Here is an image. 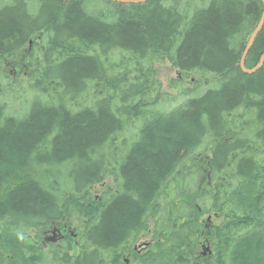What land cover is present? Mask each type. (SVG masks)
Segmentation results:
<instances>
[{"label": "trees", "instance_id": "1", "mask_svg": "<svg viewBox=\"0 0 264 264\" xmlns=\"http://www.w3.org/2000/svg\"><path fill=\"white\" fill-rule=\"evenodd\" d=\"M262 8L0 0V264H264Z\"/></svg>", "mask_w": 264, "mask_h": 264}, {"label": "rangeland", "instance_id": "2", "mask_svg": "<svg viewBox=\"0 0 264 264\" xmlns=\"http://www.w3.org/2000/svg\"><path fill=\"white\" fill-rule=\"evenodd\" d=\"M95 4L96 5H100V6H102L103 5V2H101V1H96L95 2ZM155 71H156V76H157V78L160 80V82L162 83V90L164 91V92H169V93H174L175 95H176V93L177 94H180L181 92H180V89H176V90H174V89H172L171 87H170V85H171V80L172 79H175V78H177L178 77V71L174 68V67H172V65H170V63H168V62H164V63H159V64H157L156 66H155ZM5 74H14L13 72H11L10 70H7L6 71V73ZM22 76L24 77V76H26V74L24 73V74H22ZM20 79H22V78H20ZM184 84H185V87H184V89L186 88V86H189V83H190V80L189 79H184ZM101 185H97L96 187H95V190L94 191H96L98 194H100L101 193ZM212 221H214V218H211V221H210V224H211V222ZM216 222H219L220 223V221H221V219H216L215 220ZM206 222H209V220H208V217H206ZM207 226H208V224H206ZM80 226V225H79ZM209 228V227H208ZM79 230V229H78ZM34 234V231H32L31 232V235L30 236H32ZM148 239H149V237L148 238H145V239H143V242L144 243H148ZM31 242H33L34 243V240H32L31 238H28L27 239V244H30ZM206 242H208V241H206ZM205 242V243H206ZM209 245V244H208ZM206 247H208V246H206ZM141 248V247H140ZM139 248V249H140ZM73 254H77L78 253V249H74L73 250V252H72ZM127 258H128V256H127ZM132 258H133V256H132ZM132 258H131V260H132Z\"/></svg>", "mask_w": 264, "mask_h": 264}, {"label": "water", "instance_id": "3", "mask_svg": "<svg viewBox=\"0 0 264 264\" xmlns=\"http://www.w3.org/2000/svg\"><path fill=\"white\" fill-rule=\"evenodd\" d=\"M44 1H62V2H67V1H72V0H44ZM106 1H111V2H115L118 4H122V5H131V4H142L145 3L147 0H106ZM262 4H263V10H262V15L260 18V21L258 22V24L255 26L253 32L251 33L244 49L243 52L241 54V58H240V62H239V66L240 68L247 74H252L254 72H256L260 67H262V65L264 64V52L262 53V55L260 56L258 62L255 64V66L252 69H247L245 66L247 57L250 53V50L258 36V34L260 33L261 29L264 26V0H261ZM204 254H206V252H204Z\"/></svg>", "mask_w": 264, "mask_h": 264}, {"label": "flooded vegetation", "instance_id": "4", "mask_svg": "<svg viewBox=\"0 0 264 264\" xmlns=\"http://www.w3.org/2000/svg\"><path fill=\"white\" fill-rule=\"evenodd\" d=\"M76 231H77V229L68 228L66 226H64L62 229L55 227V228H53V230H51L50 232H48L46 234L44 240L40 242V245L43 246L45 249H48V248H50L51 245H56V244L60 243L62 241V238L64 236H66V234H69V232L71 234L70 236L75 238V232ZM148 243L147 242L144 243L143 240H141L138 244H136L134 246L133 253L127 254L123 258V262H119V264H131L132 256L134 258L136 253H141L142 250H145L148 247ZM127 256H128V258H127Z\"/></svg>", "mask_w": 264, "mask_h": 264}, {"label": "clouds", "instance_id": "5", "mask_svg": "<svg viewBox=\"0 0 264 264\" xmlns=\"http://www.w3.org/2000/svg\"><path fill=\"white\" fill-rule=\"evenodd\" d=\"M13 234L19 241H23L25 239V232L22 228L14 229Z\"/></svg>", "mask_w": 264, "mask_h": 264}, {"label": "bare ground", "instance_id": "6", "mask_svg": "<svg viewBox=\"0 0 264 264\" xmlns=\"http://www.w3.org/2000/svg\"><path fill=\"white\" fill-rule=\"evenodd\" d=\"M147 1H148V0H147ZM147 1H146V2H147ZM260 1H261V0H260ZM146 2H145V3H146ZM114 3H115V2H114ZM142 4H143V3H142ZM262 10H263V8H262ZM261 15H262V12H261ZM261 15H260V18H261ZM260 18H259L258 22L260 21ZM258 22H257V24H258ZM257 24H256V25H257ZM256 25H255V26H256ZM263 27H264V26H263ZM254 28H255V27H254ZM253 30H254V29H253ZM261 30H262V29H261ZM252 32H253V31H252ZM252 32H251V33H252ZM260 32H261V31H260ZM250 35H251V34H250ZM250 35H249V37H250ZM249 37H248V39H249ZM247 41H248V40H247ZM246 43H247V42H246ZM245 45H246V44H245ZM253 45H254V44H253ZM252 47H253V46H252ZM262 53H263V52H262ZM261 55H262V54H261ZM261 55H260V56H261ZM259 58H260V57H259ZM239 62H240V61H239ZM238 66H239V64H238ZM245 66H246L247 69H252V68L254 67V66H253V67H251V68H248L247 65H246V63H245ZM263 66H264V64L262 65V67H263ZM262 67H260V68H262ZM239 68H240V66H239ZM260 68H259V69H260ZM259 69H258V70H259ZM240 70H241L243 73H245L241 68H240ZM254 73H255V72H254ZM246 74H247V73H246ZM252 74H253V73H252Z\"/></svg>", "mask_w": 264, "mask_h": 264}]
</instances>
